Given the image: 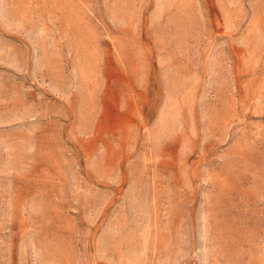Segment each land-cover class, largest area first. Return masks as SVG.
<instances>
[{"label":"rangeland","instance_id":"374dc122","mask_svg":"<svg viewBox=\"0 0 264 264\" xmlns=\"http://www.w3.org/2000/svg\"><path fill=\"white\" fill-rule=\"evenodd\" d=\"M0 264H264V0H0Z\"/></svg>","mask_w":264,"mask_h":264}]
</instances>
